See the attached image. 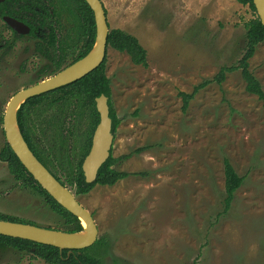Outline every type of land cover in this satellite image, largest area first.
I'll return each mask as SVG.
<instances>
[{
  "label": "rangeland",
  "instance_id": "1",
  "mask_svg": "<svg viewBox=\"0 0 264 264\" xmlns=\"http://www.w3.org/2000/svg\"><path fill=\"white\" fill-rule=\"evenodd\" d=\"M101 1L109 29L136 37L148 67L107 48L109 101L118 120L111 154L130 156L116 165L129 176L111 187L96 185L86 195L69 186L98 228L91 253L101 256L102 264H264L262 101L246 92L239 70L200 89L185 112L179 96L212 80L222 67L238 64L244 24L253 13L235 0ZM64 25L69 27L67 21ZM31 44L24 39L13 50L0 49V150L6 144L2 120L10 98L56 73ZM248 63L264 92V41ZM69 107L59 119L66 126L77 124L65 142L74 149L72 159L83 145L88 116L85 111L73 117ZM55 111L47 105L28 110V126L42 147L51 142L46 126ZM65 158L63 149L56 151V165ZM224 159L245 181L221 215ZM58 176L66 183L63 172ZM0 215L65 229L64 220L1 161ZM0 264L47 263L0 245Z\"/></svg>",
  "mask_w": 264,
  "mask_h": 264
},
{
  "label": "trees",
  "instance_id": "2",
  "mask_svg": "<svg viewBox=\"0 0 264 264\" xmlns=\"http://www.w3.org/2000/svg\"><path fill=\"white\" fill-rule=\"evenodd\" d=\"M242 6H247L253 13V17L244 24L245 29V49L244 54L236 66L222 67L212 80H206L194 87L191 94L179 93L182 99V111L185 112L189 102L194 98L200 89L210 82L221 84L227 73L240 71L245 82L246 92L257 96L264 105V92L259 81L249 71V59L253 57L256 47L264 41V26L261 24L253 0H235ZM106 14V10H105ZM11 16L27 23L32 32L41 30V38H48L51 51L43 52L41 45L37 43V51L49 60L51 69L58 72L61 68L81 59L93 47L95 40V23L93 12L84 0H4L0 3V16ZM64 15V16H63ZM68 32L61 34L65 30ZM109 26V25H108ZM48 29L49 31H46ZM37 38V34L35 35ZM107 46L125 53L130 61L144 68L148 67L147 53L139 44L136 37L121 29H109ZM68 59H70L68 61ZM104 62L95 70L83 78L66 86L32 97L25 101L17 111V124L19 131L35 157L49 170V172L62 184L73 186L77 195L88 194L96 185L113 186L117 182L127 178L128 173L116 169V165L128 159L130 156L114 158L112 154L98 171L95 182L86 183L81 164L87 155L93 131L98 123V113L95 109V98L101 94L108 97L109 116L112 120V132H116L118 120L116 119L109 101L111 96L110 81L105 74ZM66 104L73 117L80 116L81 112H87L88 125L82 132L83 145L79 148L77 158H70L74 149L72 146L66 147L65 142L73 137L76 129V121L70 126L62 124L59 116H62ZM39 105H47L49 108H56L55 117L48 122L46 128L51 135L48 146H40L32 136L28 126V110ZM58 139L55 140L54 138ZM63 151L68 158L56 165V151ZM142 149L137 150L136 153ZM70 155V156H69ZM0 161L5 162L9 173L13 178L22 184L24 188H29L32 192L41 196L51 211L59 215L64 220V231L75 233L82 231L80 221L71 213L62 208L27 172L19 159L15 156L11 148L6 143L0 150ZM58 172L66 175V183L58 176ZM224 174V201L222 214L224 215L231 208L235 193L244 184L245 177L240 176L231 163L223 160ZM143 175V174H140ZM0 220L21 222L19 220L0 215ZM35 225L34 223H29ZM0 245L10 247L17 251H27L33 254L34 258L42 259L47 264H102L101 256L91 253L92 248L80 250L59 249L57 247L38 244L35 242L11 238L0 235Z\"/></svg>",
  "mask_w": 264,
  "mask_h": 264
},
{
  "label": "water",
  "instance_id": "3",
  "mask_svg": "<svg viewBox=\"0 0 264 264\" xmlns=\"http://www.w3.org/2000/svg\"><path fill=\"white\" fill-rule=\"evenodd\" d=\"M4 0H0V3ZM93 12L95 40L92 49L81 59L61 68L54 75L28 88L16 92L9 100L3 115V132L6 143L33 179L66 211L81 223L82 231L70 233L37 225L0 220V235L27 240L59 249L80 250L93 246L98 238V228L91 212L84 208L68 186L58 181L35 157L24 141L17 124V111L28 99L73 83L93 70L106 59L109 26L101 0H84ZM256 14L264 26V0H253ZM4 21L16 32L28 28L15 18L5 16ZM98 123L93 131L91 145L84 157L81 170L86 183L96 180L98 171L111 155L114 142L112 120L109 116L108 97L95 98ZM84 223V225L82 224Z\"/></svg>",
  "mask_w": 264,
  "mask_h": 264
},
{
  "label": "flooded vegetation",
  "instance_id": "4",
  "mask_svg": "<svg viewBox=\"0 0 264 264\" xmlns=\"http://www.w3.org/2000/svg\"><path fill=\"white\" fill-rule=\"evenodd\" d=\"M4 17L5 15L0 16V49H3L5 52H7L8 50H13L19 43H21L22 40H30V42L32 43L31 45L33 53H36L37 55L41 56L44 60L48 62V64H50L51 62H49V60L46 59V57L36 49L38 43L39 45H41V49L44 53H46L47 51H51V47L48 43L49 39L45 38V40H43L41 38V30H39L40 33L32 32L31 27L27 23L15 18L16 20L22 22L28 28L25 33L16 32L4 21ZM65 30L66 32H68L67 27L65 28ZM46 31L49 30L46 29ZM36 34L38 36L37 38L35 37Z\"/></svg>",
  "mask_w": 264,
  "mask_h": 264
},
{
  "label": "bare ground",
  "instance_id": "5",
  "mask_svg": "<svg viewBox=\"0 0 264 264\" xmlns=\"http://www.w3.org/2000/svg\"><path fill=\"white\" fill-rule=\"evenodd\" d=\"M84 225V223H82Z\"/></svg>",
  "mask_w": 264,
  "mask_h": 264
}]
</instances>
